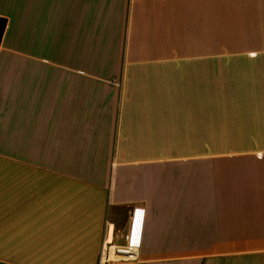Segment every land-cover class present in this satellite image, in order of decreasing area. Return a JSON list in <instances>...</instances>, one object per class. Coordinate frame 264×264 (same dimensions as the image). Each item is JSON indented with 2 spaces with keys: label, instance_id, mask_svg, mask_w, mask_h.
Here are the masks:
<instances>
[{
  "label": "crops",
  "instance_id": "0c3cea01",
  "mask_svg": "<svg viewBox=\"0 0 264 264\" xmlns=\"http://www.w3.org/2000/svg\"><path fill=\"white\" fill-rule=\"evenodd\" d=\"M0 20V264H101L110 232L138 256L103 264H264V0Z\"/></svg>",
  "mask_w": 264,
  "mask_h": 264
},
{
  "label": "built area",
  "instance_id": "2783aa9c",
  "mask_svg": "<svg viewBox=\"0 0 264 264\" xmlns=\"http://www.w3.org/2000/svg\"><path fill=\"white\" fill-rule=\"evenodd\" d=\"M109 237L105 239L101 249V264L103 263H119L132 262L137 259V247L131 242L126 246H117L113 243L111 232Z\"/></svg>",
  "mask_w": 264,
  "mask_h": 264
},
{
  "label": "rangeland",
  "instance_id": "374dc122",
  "mask_svg": "<svg viewBox=\"0 0 264 264\" xmlns=\"http://www.w3.org/2000/svg\"><path fill=\"white\" fill-rule=\"evenodd\" d=\"M228 145L229 144H221V149H226ZM245 146H247V148L250 147L249 149H253L255 144H246ZM231 147H232V145H229L228 149L231 148ZM257 147H259V146H257Z\"/></svg>",
  "mask_w": 264,
  "mask_h": 264
},
{
  "label": "trees",
  "instance_id": "16d2710c",
  "mask_svg": "<svg viewBox=\"0 0 264 264\" xmlns=\"http://www.w3.org/2000/svg\"><path fill=\"white\" fill-rule=\"evenodd\" d=\"M5 26H6V21L0 20V42H1V38L4 32V29H5Z\"/></svg>",
  "mask_w": 264,
  "mask_h": 264
}]
</instances>
